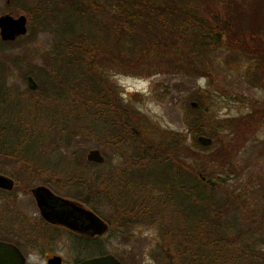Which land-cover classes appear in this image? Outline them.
<instances>
[{
  "label": "trees",
  "instance_id": "16d2710c",
  "mask_svg": "<svg viewBox=\"0 0 264 264\" xmlns=\"http://www.w3.org/2000/svg\"><path fill=\"white\" fill-rule=\"evenodd\" d=\"M104 2L115 6L107 24L96 20L101 17L97 6ZM52 3L53 19L61 23L52 26L39 21V28L52 29L63 44L54 54L49 74H41L37 81L40 93H46L51 106L55 105L52 99L65 104L62 109L64 123L59 127L51 123L41 128L43 123L38 122L36 114L25 120L19 99L14 97L11 105L8 102L11 93L0 81V158L34 163L35 158L27 155L31 148L41 149V153L43 148L54 153L66 148L83 133L78 131L79 125L70 130L67 127L66 118L76 111L84 110V114L88 112L87 115L98 120L101 132L94 137L98 136L104 146L117 150L124 148L128 126L138 121L139 133L135 137L146 147L143 154H148L149 159L144 160L155 165L151 170L146 169L148 165L143 167L146 174L139 177V181L150 183V188L160 186L161 194L149 196L142 189L145 194L140 198L125 201L124 190L120 188L121 193L114 196L108 189L112 182L119 184L120 181L124 189L122 178L107 180L99 174L86 180L80 170L72 173L74 175L67 173L63 178L76 179L72 186L111 195L116 222L120 224L123 219L125 227L157 222L160 244L149 253L157 264H264V249L258 246H264V237L260 234L252 238V234L264 231L261 220L264 212L255 224L251 219L256 216H251L250 209L249 213L246 209L241 212L244 200L239 193L235 199L224 192L218 194L225 180L222 177L220 180L216 172L224 161L231 159L229 148H215L209 152V157L203 153L211 147L206 141L217 137L213 130L205 131L208 128L206 97L195 90L185 99L197 105L193 108L188 103L183 109L185 134L155 129L160 141L147 140L146 128L141 124L143 119L140 115H132L133 110L119 103L102 74L104 69H100L105 67L100 61L106 60L107 65L113 64L112 67L124 75L170 73L206 77L208 51L220 47L235 57L254 60V73L251 76L249 73L246 81L264 87V0H55ZM100 11L102 13V9ZM70 12L74 17L69 21ZM10 43L0 41L1 46ZM145 57L146 61L142 62ZM84 94L86 100L77 99L76 95ZM43 100H33L31 109H37ZM131 118L134 119L131 121ZM223 121L236 134V129L246 122L245 119ZM49 129H55L53 137L45 132H50ZM186 134L191 137L189 145L185 144ZM46 142H54L55 147H48ZM181 158L190 159V164ZM67 159L73 168L96 166L91 162L83 166L78 157ZM48 170L50 173L56 171ZM197 174L206 180L202 181ZM162 183L167 187H162ZM141 187L142 184L139 189ZM263 190L256 193L264 201Z\"/></svg>",
  "mask_w": 264,
  "mask_h": 264
},
{
  "label": "rangeland",
  "instance_id": "374dc122",
  "mask_svg": "<svg viewBox=\"0 0 264 264\" xmlns=\"http://www.w3.org/2000/svg\"><path fill=\"white\" fill-rule=\"evenodd\" d=\"M49 1L54 2L55 0H42L39 2L40 4H37L38 0H0V15L10 14L14 18L22 15L27 19V29L30 26L24 36H18L16 41L8 45H0V81L5 85L4 89L11 93L8 102L12 105L14 97L19 99L21 107L24 108L23 118L28 121L30 117L36 114L38 122L43 123L41 128L45 125L50 126L52 125L51 123L55 124L56 127L63 125L65 115V112L63 113L62 111L65 106L64 103H59V101L52 99L51 103L55 105L51 106L50 101L46 99V93H40L39 86L36 91L32 92H29L25 87L26 75L32 77L33 81L38 83L37 80L41 78V74H49V67L55 60L54 54L60 51V47L63 44L62 41L60 42V38L53 33L52 29L42 30L39 28V21L42 23L46 21L44 23H50L52 26L58 22L53 19L54 13L52 11L54 10L52 5L54 3L51 4ZM56 7L59 8L60 6L57 4ZM28 8L30 10L26 13ZM97 8L96 11H99L101 17L96 20L104 21L107 24L108 19L115 12V6L112 4L107 5L104 2ZM68 16L70 21L73 19L74 13L70 12ZM32 20L33 22H31ZM60 23L58 22V24ZM146 59L147 57L143 58L142 62H145ZM100 62L105 66L100 69H104L102 74L106 79V83L113 89L116 97L119 98V103L124 107L128 106L131 111L133 110L132 115H140L143 119L141 124L146 128L145 135L148 138L147 140L156 139L157 142L160 141L159 138H156L155 129H161L162 131L172 130L173 132L185 134L187 127L183 123V109L189 103L185 99H187L191 91L195 90L206 97V120L208 121L206 125L208 128L205 131L213 130L212 132L217 137L211 140V147L206 151L204 150L203 153L209 157V152L213 149L222 150L226 146L231 153V159L224 161L220 165L219 171L216 172L218 175L214 173L217 177L220 176L218 177L220 180L222 178L225 180L221 186L222 190L217 193L230 194L232 199H235L236 194L239 193L240 199L244 200V208L241 212H245V209L248 212L250 209L251 216H256L255 219H251V217L250 219L254 220L252 222L256 224L260 214L264 212L262 196L256 193L257 190L264 189V88L260 84H251L246 81V76L249 73V76L254 73V60L242 58V56L235 57L231 52L228 53L218 47L216 50L208 51L207 62L209 66L206 71L209 73L206 74V77L199 78L170 73L136 74V76L125 73L124 75V73L117 72L116 67H112L113 64H108V66L106 60L105 62L103 60ZM21 93L24 94L21 95ZM76 96L78 100L87 99L85 94ZM39 99L44 100L37 109L33 108L32 110L30 104L33 100L39 101ZM72 100L74 99L72 98ZM83 112L84 110H80L79 113L78 111L69 113L66 118L69 122L67 124L69 130L73 129L75 125H79L78 131L83 132L80 135L78 134L69 146L57 149V153L51 152L46 148H43L42 153L40 152L41 149H37V152L31 148L28 151L27 155H32L31 157L35 158L33 161L35 164L38 163L45 167L49 166V169L56 170L50 173L49 179L59 178L64 181L69 179L70 183H73L76 179H65L63 175L67 173L74 175L72 173L80 170L86 176V180L99 174L108 178L107 180L116 181L121 178L124 181L126 179L127 181L129 180L130 183L126 186V189H122L121 185H123V182L121 181L119 184H113L112 182L110 187H108L114 196L121 193L120 188L121 191L124 190L125 201H130L137 194L142 196L144 193L142 189L152 196L153 194L156 196L161 194L160 186H156V190L154 186L150 188V183L144 184V182L139 181L138 175L140 174H138V170H141L143 164V167L148 165L146 167L147 170L154 169L155 165L154 163L147 164L148 161L144 160V158L149 159L148 154H143L146 147L142 146L140 139L135 137L137 132L139 133L136 126L138 121L135 122L136 124L128 126L129 133L124 135V148L117 150L114 147L104 146L98 136L94 137V135L101 132L99 130L100 123L98 120L91 118V115H87L88 112L85 114ZM127 117L130 118V114ZM133 119L131 118V121ZM136 119L134 120L136 121ZM224 119H245L246 122H243L244 124L240 125L238 130L236 129V134L234 130L224 124ZM49 130L51 131L45 130V132L53 137L55 129ZM185 137V144L189 145L191 137L188 134ZM46 145L48 147L51 145L52 149L55 147L54 142L52 144L46 142ZM92 149L101 152L102 164L100 163L93 166L92 169H87L85 167L73 168L74 165L68 162L67 158L78 157L84 166L86 164L85 156L87 151ZM57 155H59L61 160L57 158ZM181 156L183 157V155ZM4 160L6 159L0 158V164ZM186 163L189 165L190 159H186ZM135 165L137 167L132 170L133 174L126 177L125 172L127 173ZM4 166L6 165L4 164ZM6 168L9 170L8 167ZM37 183V179L34 180V188ZM51 183L53 185L57 184V182ZM141 184L142 187L139 189ZM163 186L167 187V185L162 183ZM247 215L249 216V214ZM113 218L115 228L111 232L112 254L123 260L124 264H157L151 259L152 257L149 253L156 245L160 244L158 237L160 235L159 224L157 222L148 225L143 223L131 226V224L125 227L123 219L119 224L116 222L117 216ZM261 220L264 221L263 218ZM260 234L264 237L263 231L259 234L257 232L252 234V238L256 239ZM258 246L264 249L262 244ZM29 252L30 264L44 263L43 259L39 258V250H29Z\"/></svg>",
  "mask_w": 264,
  "mask_h": 264
},
{
  "label": "flooded vegetation",
  "instance_id": "af4514ba",
  "mask_svg": "<svg viewBox=\"0 0 264 264\" xmlns=\"http://www.w3.org/2000/svg\"><path fill=\"white\" fill-rule=\"evenodd\" d=\"M26 77V89L36 91L38 83L35 82L36 88L31 91L27 88ZM143 166L138 172L139 177H145ZM134 167L137 165L125 172L126 177L133 174ZM48 169L49 166L27 161L4 160L0 164V176L8 180V186L0 188V243L20 251L25 264L31 263L29 250H39L43 264H48L51 259L54 261L50 264H79L94 257L115 256L111 252V232L115 228L113 217L116 211L111 195L89 192L92 188L72 186L69 179H49ZM36 179V185L48 188L52 196L44 203L43 216L31 193ZM65 182L69 185L65 186ZM124 182L126 189L130 181L126 179ZM140 195L132 198H140ZM116 260L124 264L117 257Z\"/></svg>",
  "mask_w": 264,
  "mask_h": 264
},
{
  "label": "water",
  "instance_id": "95a60500",
  "mask_svg": "<svg viewBox=\"0 0 264 264\" xmlns=\"http://www.w3.org/2000/svg\"><path fill=\"white\" fill-rule=\"evenodd\" d=\"M27 20L22 15H18L16 18L10 17L9 14L0 16V41L13 42L15 38L18 36H24L27 33L26 29ZM26 82L28 84L27 88L32 91V89L36 88V83L33 81L32 77H26ZM193 108H197V105L190 101V104ZM207 144L210 143L209 140L206 141ZM86 162L91 163H103V158L101 156V152L96 149L88 150L87 155L85 156ZM202 181L205 178L201 177L199 174L197 175ZM8 184V180L5 177L0 176V188H5ZM33 197L35 198V202L37 206L40 208V214L43 216V211L45 210L44 203L48 201V199H52L50 191L48 188L43 186L37 185L31 191ZM21 252L10 248L9 246L5 245L4 243H0V264H25L24 260L21 257ZM54 259H51L48 264L53 262ZM79 264H120L115 256H105L99 258H92L91 260L82 261Z\"/></svg>",
  "mask_w": 264,
  "mask_h": 264
}]
</instances>
